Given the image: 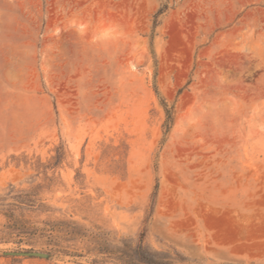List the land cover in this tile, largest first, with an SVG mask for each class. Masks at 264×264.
<instances>
[{
  "label": "rangeland",
  "instance_id": "rangeland-1",
  "mask_svg": "<svg viewBox=\"0 0 264 264\" xmlns=\"http://www.w3.org/2000/svg\"><path fill=\"white\" fill-rule=\"evenodd\" d=\"M140 255L264 264V0H0V264Z\"/></svg>",
  "mask_w": 264,
  "mask_h": 264
},
{
  "label": "trees",
  "instance_id": "trees-1",
  "mask_svg": "<svg viewBox=\"0 0 264 264\" xmlns=\"http://www.w3.org/2000/svg\"><path fill=\"white\" fill-rule=\"evenodd\" d=\"M160 11H158L157 13H156V16H157V14L159 13ZM167 114H168V117H169V112L167 111ZM140 258H142L143 260V262L145 263V264H155L156 262L154 261V260H152V259H150V258H148V257H144L143 255H140Z\"/></svg>",
  "mask_w": 264,
  "mask_h": 264
},
{
  "label": "water",
  "instance_id": "water-1",
  "mask_svg": "<svg viewBox=\"0 0 264 264\" xmlns=\"http://www.w3.org/2000/svg\"><path fill=\"white\" fill-rule=\"evenodd\" d=\"M22 254H32V255H39V256H46L45 253L42 252H20Z\"/></svg>",
  "mask_w": 264,
  "mask_h": 264
}]
</instances>
